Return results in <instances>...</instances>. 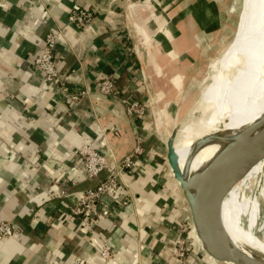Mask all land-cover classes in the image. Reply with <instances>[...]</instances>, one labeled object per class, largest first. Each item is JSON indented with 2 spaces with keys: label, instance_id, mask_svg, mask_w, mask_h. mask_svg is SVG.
<instances>
[{
  "label": "crops",
  "instance_id": "obj_1",
  "mask_svg": "<svg viewBox=\"0 0 264 264\" xmlns=\"http://www.w3.org/2000/svg\"><path fill=\"white\" fill-rule=\"evenodd\" d=\"M253 3L249 20L259 10L257 0ZM74 9L90 11L93 17L77 28L68 23ZM221 22L225 23V19L216 0H0V222H9L12 227V236L0 240V264L214 261L203 251L195 232L200 252L195 255L192 251L185 263L171 256L177 224L169 221L160 177L162 166L154 163L156 152L147 150L146 144L157 138V131H164L163 105L169 108L177 103L179 112L185 92L197 86L206 59L205 48L216 47ZM261 27L245 42L250 63L246 79L240 81L242 90L228 99L239 126L249 112L247 101L254 80L260 76L258 69L264 66ZM52 31L59 32L54 49L58 81L48 86L33 61L45 36ZM237 37L238 34L234 42ZM107 76L113 77L123 97L134 96L145 105L144 115L128 116L119 99L94 91L96 83ZM219 79L203 97L216 88ZM207 80L205 77L200 85ZM257 84L255 87L264 95V88ZM85 90L89 94L77 102L69 99ZM199 101L193 114L197 113ZM213 101L193 130L192 152L204 135L208 136L211 123L222 122L218 108L214 119H210ZM258 102L262 104L261 99ZM253 109L252 113L255 109L260 111L255 114L264 113L263 106ZM219 134L218 131L216 135ZM257 136L263 134L259 131ZM139 138L144 151L140 161L120 172L117 191L101 197L94 225L74 216L77 199L98 182L86 177L77 151L91 144L101 152L111 150L121 161L133 152ZM256 142L248 148L243 144L234 147L245 153L256 151ZM190 145L191 139L186 167ZM246 155L234 165L245 160ZM263 165L264 159L257 172V184L262 186ZM220 167L225 174L231 168L224 163ZM107 174L104 172L100 178ZM257 195L264 199L263 188ZM256 201L249 204L248 230L238 225L223 203L221 207L231 218L233 228L264 250V241L251 231ZM104 243L111 248L108 259L100 255Z\"/></svg>",
  "mask_w": 264,
  "mask_h": 264
},
{
  "label": "rangeland",
  "instance_id": "obj_2",
  "mask_svg": "<svg viewBox=\"0 0 264 264\" xmlns=\"http://www.w3.org/2000/svg\"><path fill=\"white\" fill-rule=\"evenodd\" d=\"M216 1L219 4V11H221V15L224 16L225 23L221 22L220 24L222 26V29L219 34V38L217 39L218 43L216 47L214 49L205 48L206 54H204L203 56H205L206 59L202 65V67H204L202 75H200L201 77L199 76L200 78L198 77L199 79L197 80V82L196 79L194 80L197 86L191 88L189 92H185L186 96L184 94V100L180 104L182 108L179 112L176 110V108L178 107L177 103L173 104L169 108L168 106L166 107V105H163V113L165 116L163 118V122L165 124V126L163 127L164 131H157V138H152L149 143L146 144L147 150L151 148L156 152V155L153 159L154 163H157L162 166L160 177H162V188L165 193L164 196L167 199L168 203L167 208L168 214L170 215L169 221L170 223L177 224L178 235L181 234L182 239H185V245L189 247V251L184 256L186 260L188 259V256L192 254V250H194L196 253H199V250L197 248L198 242L194 236V228L191 221L188 205L183 197L182 190L179 187V184L177 183L172 174V170L170 169V166L167 161V144L168 138L171 137V135L174 134L176 136V132L180 128H182L186 124H189L192 121H196L198 118H200V116H202V114L199 115L198 113L193 114V109L196 106L198 100H200L198 106V108H200L204 99L203 94L208 90V88L213 82L220 78L222 72L226 67V56L228 55L232 45L234 44L235 36L238 34L237 31L241 19V17L238 18V15L241 10L242 0ZM260 33H264V22L262 24ZM262 58V62H264V50L262 52ZM246 74V71L242 75L237 74L235 80H245ZM257 75L260 76H257V78L254 80L253 87L251 86V94L248 97L247 101V104L249 105V112L245 117V122H241L242 124L240 123L235 140L229 146L228 151L231 150L232 147H234L235 145L239 144H243L245 148L251 147L253 141L260 138V136L256 137L257 132L260 131L264 135V113L260 115L255 114L260 112L258 111V109H255L254 113L251 112L254 110V107L258 108L260 106H263L264 108V95L255 87V84L259 83L256 86L260 89L264 88L263 64L259 67ZM205 77H207L208 80L205 84L201 86L200 83ZM251 78L254 79V77ZM231 90L236 94L239 90H242V88L239 84H237L233 85V88ZM120 96L122 95L120 94ZM127 97L130 98V95L123 98ZM132 98L135 99L134 96ZM260 99L262 104L258 102V100ZM254 104H258L259 106H254ZM251 134L253 135V137L251 136V138H249V135ZM190 146L191 151L192 138ZM191 153L192 151L190 152L189 158L191 156ZM244 155H246V153L243 149L234 147L224 159V165L227 167H231L232 165H234L237 159ZM186 159L187 157L185 158V163ZM263 159L264 158L254 163V165L249 169V171L231 186L230 191H227L226 196L222 199V203L225 207V210H227L233 217H235L236 221L238 222V225L248 230L249 215L247 213L249 209V204L252 201H256L257 199L255 219L251 231L253 235L264 241V199L257 195V192L261 188H263L264 190V186L257 184V172L260 169ZM254 168H257L256 171L253 170ZM251 171L252 173L250 177ZM224 189L226 188L224 187ZM234 192H236L237 194L234 195ZM178 235L176 236V238L178 237ZM173 248L174 245L171 250V256L173 258H176L173 253Z\"/></svg>",
  "mask_w": 264,
  "mask_h": 264
},
{
  "label": "bare ground",
  "instance_id": "obj_3",
  "mask_svg": "<svg viewBox=\"0 0 264 264\" xmlns=\"http://www.w3.org/2000/svg\"><path fill=\"white\" fill-rule=\"evenodd\" d=\"M254 1L255 0H244L241 26L238 37L226 56V67L220 76L216 88H212L211 92L204 97L202 105L197 110L199 115H203L211 106L214 98L210 119H214L215 110L218 108L222 114V122L220 125H217L211 121V130L208 136L206 137L204 135V138H202L199 143V147L192 152L187 167L185 166V158L188 155L190 139L200 118L184 125L181 135L173 142L179 175L186 181L193 195L197 193L206 176L214 168L217 166L220 167L221 163H224V159L230 152H227L229 146L235 140L239 129L238 121L234 119L233 107L228 99L230 95H234L235 93L231 90L233 85H240V81L235 80L237 74L242 75L248 68L249 60L246 55L245 42L248 41L253 33L259 30V27L263 24L264 0H257L259 4L258 13L257 15H252V19L249 20L252 12L251 4ZM257 18L258 21H256ZM249 21H251L250 24ZM218 131L220 134L217 136L216 133ZM263 167L264 165L261 168L260 176L263 173ZM220 232L227 246L235 248L245 255L264 263V250L260 249L256 241H248L240 230L233 228L232 220L223 207H221L220 210Z\"/></svg>",
  "mask_w": 264,
  "mask_h": 264
},
{
  "label": "built area",
  "instance_id": "obj_4",
  "mask_svg": "<svg viewBox=\"0 0 264 264\" xmlns=\"http://www.w3.org/2000/svg\"><path fill=\"white\" fill-rule=\"evenodd\" d=\"M93 13L84 9H74L68 16V23L77 28L84 27ZM59 37L58 31L47 33L44 38V44L36 55L33 65L43 76L46 85L51 86L58 81V72L54 49ZM95 92L119 99L125 108L128 116H142L145 114V105L138 100L123 98L115 87L113 77L107 76L100 79L95 85ZM88 91H79L69 96L73 102H77L83 96H87ZM142 140L137 139L136 146L132 153L127 154L121 161H118L111 150L101 152L91 144L83 145L78 151L77 156L82 160V169L86 177L89 179H97L95 187L85 191L76 201L72 210L74 216L82 217L87 224L93 226L96 218H98V205L102 196L113 193L118 190L120 185V172L131 169L135 163L139 162V156L143 154ZM148 158L147 156H145ZM107 172V176L100 178V175ZM63 193V192H62ZM125 203V202H124ZM12 236V227L9 222H0V240H6ZM189 251V247L185 245V239L181 234L175 240L173 253L174 256L182 263L187 261L184 256ZM194 252V250H192ZM111 248L107 244H103L101 257L108 259L110 257ZM200 252V251H199ZM193 254L196 255V252ZM204 255V253L201 252ZM210 264H221L216 261H210Z\"/></svg>",
  "mask_w": 264,
  "mask_h": 264
},
{
  "label": "water",
  "instance_id": "obj_5",
  "mask_svg": "<svg viewBox=\"0 0 264 264\" xmlns=\"http://www.w3.org/2000/svg\"><path fill=\"white\" fill-rule=\"evenodd\" d=\"M144 79L147 84L148 77L145 73ZM174 138V134L168 138L167 161L182 190L189 208L194 232L200 240L205 254L221 264H264L235 248L227 246L220 232L222 199L226 196L227 191H230L231 186L247 173L254 163L264 158V135L260 137V140L257 139L256 151H247L245 160L240 163L237 162L228 169L226 174L224 168L219 166L214 168L202 181L195 195L190 192L188 184L179 175L177 157L173 149Z\"/></svg>",
  "mask_w": 264,
  "mask_h": 264
}]
</instances>
